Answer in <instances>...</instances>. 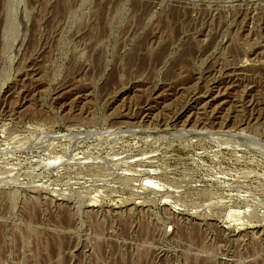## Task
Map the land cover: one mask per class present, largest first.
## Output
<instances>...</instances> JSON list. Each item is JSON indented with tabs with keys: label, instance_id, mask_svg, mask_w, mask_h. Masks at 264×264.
Masks as SVG:
<instances>
[{
	"label": "rangeland",
	"instance_id": "374dc122",
	"mask_svg": "<svg viewBox=\"0 0 264 264\" xmlns=\"http://www.w3.org/2000/svg\"><path fill=\"white\" fill-rule=\"evenodd\" d=\"M0 264H264V0H0Z\"/></svg>",
	"mask_w": 264,
	"mask_h": 264
}]
</instances>
